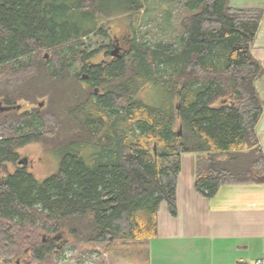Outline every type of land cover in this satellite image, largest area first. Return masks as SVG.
Returning a JSON list of instances; mask_svg holds the SVG:
<instances>
[{
  "label": "trees",
  "instance_id": "16d2710c",
  "mask_svg": "<svg viewBox=\"0 0 264 264\" xmlns=\"http://www.w3.org/2000/svg\"><path fill=\"white\" fill-rule=\"evenodd\" d=\"M183 9L182 33L170 42L135 36L122 56L94 64L100 50L89 52L83 40L108 38L102 23L142 13L145 0H0V98L8 107L35 101L67 77L77 90L71 112L81 118L54 151L56 172L38 181L18 150L57 144L56 118L39 106L0 117V264L24 255L51 264L68 243L121 242L147 254L161 204L177 214L182 154H194L204 198L223 185L264 184L256 130L264 68L251 53L264 11L230 0H184ZM148 89L159 107L140 99ZM7 164L13 173H4Z\"/></svg>",
  "mask_w": 264,
  "mask_h": 264
},
{
  "label": "crops",
  "instance_id": "0c3cea01",
  "mask_svg": "<svg viewBox=\"0 0 264 264\" xmlns=\"http://www.w3.org/2000/svg\"><path fill=\"white\" fill-rule=\"evenodd\" d=\"M230 6L264 11V0H230ZM251 53L264 68V18ZM256 88L264 102V76ZM256 130L264 153V109ZM180 160L177 214L171 216L161 204L146 264H257L264 259V184L223 185L207 199L195 189L194 154H182Z\"/></svg>",
  "mask_w": 264,
  "mask_h": 264
},
{
  "label": "rangeland",
  "instance_id": "374dc122",
  "mask_svg": "<svg viewBox=\"0 0 264 264\" xmlns=\"http://www.w3.org/2000/svg\"><path fill=\"white\" fill-rule=\"evenodd\" d=\"M184 0H145V10L131 17L114 18L104 21L103 27L107 31L108 38L92 35L83 40V48L90 51L100 50L91 62L99 64L108 62L115 56L111 51L118 48L117 56H122L130 47V40L137 37L140 41L150 44L170 42L182 32L179 23L186 14L183 9ZM111 46L109 50L104 47ZM108 53V54H106ZM44 59H50L48 51L43 53ZM72 71L79 72L80 65L75 64ZM65 86H54L49 94L44 97H35V101L20 99L14 107H8L4 99L0 98V109L5 107L16 113L30 111L40 107L48 109L56 118L58 125V143H52L46 139L43 142L27 145L18 150L21 165L31 173L38 181H43L57 170L58 158L54 151L62 140H68L80 129V115L73 114L74 107L71 95H77L76 89L69 87V79L65 78ZM28 95H34L33 89L26 88ZM25 95V94H23ZM160 98L156 92L149 89L140 94V99L147 105L159 107ZM9 110V111H10ZM9 111H0L3 117ZM11 112V111H10ZM47 141V142H45ZM6 172L13 173L14 166L7 164ZM3 176V173L0 174ZM117 242L109 247L104 245H77L64 244L60 253L54 257L51 264H146L145 248L140 245H125ZM30 258L26 255L19 257L12 264H28Z\"/></svg>",
  "mask_w": 264,
  "mask_h": 264
},
{
  "label": "water",
  "instance_id": "95a60500",
  "mask_svg": "<svg viewBox=\"0 0 264 264\" xmlns=\"http://www.w3.org/2000/svg\"><path fill=\"white\" fill-rule=\"evenodd\" d=\"M117 51H118V48H115L113 51H111V55H112V56H115V57H118V56L116 55V52H117ZM9 110H10V109H9L8 107H7V108L3 107V108L0 109V111H3V112H4V111L7 112V111H9ZM20 163H21V162H20Z\"/></svg>",
  "mask_w": 264,
  "mask_h": 264
},
{
  "label": "built area",
  "instance_id": "2783aa9c",
  "mask_svg": "<svg viewBox=\"0 0 264 264\" xmlns=\"http://www.w3.org/2000/svg\"><path fill=\"white\" fill-rule=\"evenodd\" d=\"M257 264H264V259H262V260L258 261V263H257Z\"/></svg>",
  "mask_w": 264,
  "mask_h": 264
}]
</instances>
